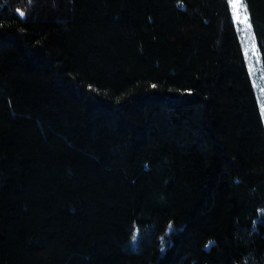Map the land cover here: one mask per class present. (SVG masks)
<instances>
[{
    "label": "trees",
    "instance_id": "16d2710c",
    "mask_svg": "<svg viewBox=\"0 0 264 264\" xmlns=\"http://www.w3.org/2000/svg\"><path fill=\"white\" fill-rule=\"evenodd\" d=\"M0 264H264L226 0H0Z\"/></svg>",
    "mask_w": 264,
    "mask_h": 264
},
{
    "label": "rangeland",
    "instance_id": "374dc122",
    "mask_svg": "<svg viewBox=\"0 0 264 264\" xmlns=\"http://www.w3.org/2000/svg\"><path fill=\"white\" fill-rule=\"evenodd\" d=\"M226 1L264 126V67L251 28L246 3L245 0H239L238 6L234 7L233 0Z\"/></svg>",
    "mask_w": 264,
    "mask_h": 264
},
{
    "label": "snow or ice",
    "instance_id": "6c2138e0",
    "mask_svg": "<svg viewBox=\"0 0 264 264\" xmlns=\"http://www.w3.org/2000/svg\"><path fill=\"white\" fill-rule=\"evenodd\" d=\"M239 4V0H233V6L236 7Z\"/></svg>",
    "mask_w": 264,
    "mask_h": 264
}]
</instances>
